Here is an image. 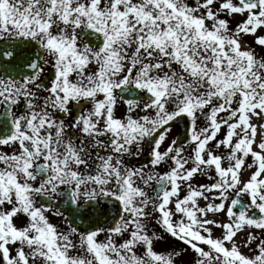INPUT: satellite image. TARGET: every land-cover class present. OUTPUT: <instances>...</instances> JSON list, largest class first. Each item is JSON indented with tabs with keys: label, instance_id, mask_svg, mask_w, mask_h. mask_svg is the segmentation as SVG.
<instances>
[{
	"label": "snow or ice",
	"instance_id": "snow-or-ice-1",
	"mask_svg": "<svg viewBox=\"0 0 264 264\" xmlns=\"http://www.w3.org/2000/svg\"><path fill=\"white\" fill-rule=\"evenodd\" d=\"M0 264H264V0H0Z\"/></svg>",
	"mask_w": 264,
	"mask_h": 264
},
{
	"label": "flooded vegetation",
	"instance_id": "flooded-vegetation-1",
	"mask_svg": "<svg viewBox=\"0 0 264 264\" xmlns=\"http://www.w3.org/2000/svg\"><path fill=\"white\" fill-rule=\"evenodd\" d=\"M173 132L175 133V129H173Z\"/></svg>",
	"mask_w": 264,
	"mask_h": 264
}]
</instances>
